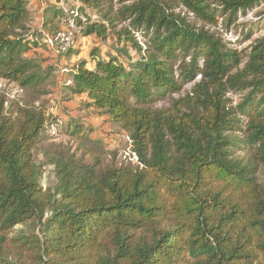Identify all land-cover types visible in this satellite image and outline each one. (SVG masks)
Returning <instances> with one entry per match:
<instances>
[{
  "label": "trees",
  "instance_id": "trees-1",
  "mask_svg": "<svg viewBox=\"0 0 264 264\" xmlns=\"http://www.w3.org/2000/svg\"><path fill=\"white\" fill-rule=\"evenodd\" d=\"M30 1L0 0V78L33 94H0V264H264V34L239 50L216 29L264 0H72L100 14L73 16L83 35L139 55L95 50L70 72L72 95L127 134L136 160L121 163L95 153L92 128L37 104L49 70L24 55L40 45ZM58 5L40 20L54 36Z\"/></svg>",
  "mask_w": 264,
  "mask_h": 264
},
{
  "label": "rangeland",
  "instance_id": "rangeland-1",
  "mask_svg": "<svg viewBox=\"0 0 264 264\" xmlns=\"http://www.w3.org/2000/svg\"><path fill=\"white\" fill-rule=\"evenodd\" d=\"M66 2L58 5V3L49 0H31L29 4L32 13L29 34L33 32L36 34L28 37L35 39L40 45L34 46L32 43L33 47L24 55L27 58L38 60L44 71L49 70L48 78L43 87L44 93L39 95L36 102L44 105L54 117L69 121L77 120L88 128H92L93 133L91 135L102 139V146L97 145L95 153L104 158L106 162L113 159L118 163L124 160L135 161L130 150V140L121 126L103 114L101 110L88 106L90 99L86 95L73 96L68 81L71 79L70 72L75 68L76 62L85 60L90 65L91 55L95 50H99V54L103 53V56H106L109 53L116 55V48H122L123 54H119V57L125 62L129 58L136 60L139 55L130 43L125 45L123 42H119L115 36L104 42L95 35H83L81 27L75 23L73 16H77L85 24L89 21L99 20V11L88 8L84 12H78L76 8L80 5L78 1ZM53 5H62L65 9V16L59 24L61 31L55 36L50 31L44 30L40 24L43 10ZM224 16H220V23H223L222 18ZM249 28H252V36L246 39L244 34ZM41 29L43 33L40 31ZM216 29L219 30L230 46L239 50L247 48L254 38L264 34V3L250 10L246 15H239L228 29L221 25ZM133 33L139 41H143L140 32L133 30ZM37 37L38 39H36ZM191 87L192 84H186L183 92H188ZM4 92L10 97L15 96L24 100L33 97V94L22 90L16 83L0 78V94ZM164 105H166L165 102L158 103V106ZM54 130H51V134L56 136V141L75 145V142L67 134H56ZM36 157L42 169L41 185L53 187L56 183L54 166L46 163L41 153L37 152Z\"/></svg>",
  "mask_w": 264,
  "mask_h": 264
},
{
  "label": "built area",
  "instance_id": "built-area-1",
  "mask_svg": "<svg viewBox=\"0 0 264 264\" xmlns=\"http://www.w3.org/2000/svg\"><path fill=\"white\" fill-rule=\"evenodd\" d=\"M68 83H70V84L72 83L71 79L68 81ZM134 158H135V160H136V157H135V155H134Z\"/></svg>",
  "mask_w": 264,
  "mask_h": 264
}]
</instances>
